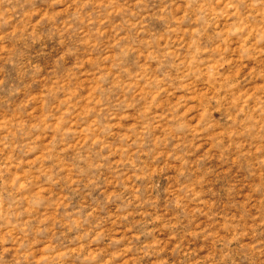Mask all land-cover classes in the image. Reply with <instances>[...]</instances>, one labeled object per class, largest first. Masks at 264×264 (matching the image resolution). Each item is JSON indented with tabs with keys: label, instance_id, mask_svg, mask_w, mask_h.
<instances>
[{
	"label": "rangeland",
	"instance_id": "374dc122",
	"mask_svg": "<svg viewBox=\"0 0 264 264\" xmlns=\"http://www.w3.org/2000/svg\"><path fill=\"white\" fill-rule=\"evenodd\" d=\"M0 264H264V0H0Z\"/></svg>",
	"mask_w": 264,
	"mask_h": 264
}]
</instances>
